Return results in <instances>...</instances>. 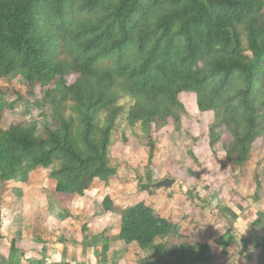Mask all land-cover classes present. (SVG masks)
I'll use <instances>...</instances> for the list:
<instances>
[{
	"label": "trees",
	"instance_id": "trees-1",
	"mask_svg": "<svg viewBox=\"0 0 264 264\" xmlns=\"http://www.w3.org/2000/svg\"><path fill=\"white\" fill-rule=\"evenodd\" d=\"M17 73L25 74L26 86L10 80ZM44 87L50 124L30 125L4 106L6 98H31ZM182 94L195 95L206 115L209 150L220 168L243 173L253 148L264 147V0H0V183H25L37 168L53 167L47 176L56 180L54 199L65 218L95 181L117 178L108 157L121 121L123 135L140 127L148 139L149 182L139 191L157 195L161 188L149 176L151 131H181ZM102 207L121 221L107 244L134 246L156 263H213L207 243L170 244L187 238L154 208L119 206L109 196ZM258 213L257 238L238 248L247 261L259 250L264 264V213ZM236 244L228 229L222 256L229 258ZM22 257L12 240L0 263L20 264Z\"/></svg>",
	"mask_w": 264,
	"mask_h": 264
},
{
	"label": "rangeland",
	"instance_id": "rangeland-1",
	"mask_svg": "<svg viewBox=\"0 0 264 264\" xmlns=\"http://www.w3.org/2000/svg\"><path fill=\"white\" fill-rule=\"evenodd\" d=\"M10 80L26 86L23 73L12 75ZM44 92L45 87L31 98H6L4 106H10L12 114L25 118L30 125L50 124L51 112L41 101ZM179 101L185 110L181 131L175 136L168 128L159 133L153 128L151 131L156 150L149 176L157 183L174 180L171 188H161L152 197L139 191L149 182L148 139L140 127L135 132L126 130L124 136L121 121L114 128L108 157L117 178L107 185L95 181L84 197L75 198L69 208L70 217L63 216L54 199L56 180L47 176L55 170L53 167L37 168L25 183H0V257H8L10 242L15 240L24 254L20 264L31 260L39 264H138L145 258L149 264H163L156 263L149 252L134 246L129 250L121 241L104 242L119 233L121 223L118 216L103 210L102 202L109 196L119 206L144 203L154 208L160 217L178 224L187 238L170 244L207 243L214 258L212 264H258L259 250L253 251L247 261L240 257L238 247L245 239L257 238L254 222L258 212L264 213V147L255 146L243 173L231 176L228 169L220 168L209 150L207 117L198 112L195 95L182 94ZM71 115L67 107L66 117ZM218 158L225 162L223 152ZM254 196L259 200L255 201ZM196 224L203 228L195 229ZM228 229L237 244L225 258L220 241ZM94 240L95 248L89 245ZM103 244L109 249L106 263L101 257Z\"/></svg>",
	"mask_w": 264,
	"mask_h": 264
},
{
	"label": "water",
	"instance_id": "water-1",
	"mask_svg": "<svg viewBox=\"0 0 264 264\" xmlns=\"http://www.w3.org/2000/svg\"><path fill=\"white\" fill-rule=\"evenodd\" d=\"M174 180H170V179H166V180H163L161 182H158L156 184L153 185V187L155 188H171V186L174 184Z\"/></svg>",
	"mask_w": 264,
	"mask_h": 264
},
{
	"label": "crops",
	"instance_id": "crops-1",
	"mask_svg": "<svg viewBox=\"0 0 264 264\" xmlns=\"http://www.w3.org/2000/svg\"><path fill=\"white\" fill-rule=\"evenodd\" d=\"M117 218H119V217H117ZM164 218H165V217H164ZM166 218H167V217H166ZM120 225H121V223H120ZM119 232H120V230H119ZM118 234H119V233H118ZM118 234H117V235H118ZM110 244H112V242H111ZM31 261H33V260H31ZM27 263H28V262H27ZM38 263H39V262H38Z\"/></svg>",
	"mask_w": 264,
	"mask_h": 264
}]
</instances>
